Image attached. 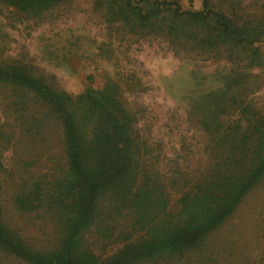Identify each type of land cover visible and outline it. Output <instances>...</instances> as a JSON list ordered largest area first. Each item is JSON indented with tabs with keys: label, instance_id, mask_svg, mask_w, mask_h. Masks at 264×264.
Returning <instances> with one entry per match:
<instances>
[{
	"label": "trees",
	"instance_id": "obj_1",
	"mask_svg": "<svg viewBox=\"0 0 264 264\" xmlns=\"http://www.w3.org/2000/svg\"><path fill=\"white\" fill-rule=\"evenodd\" d=\"M71 1L0 5L41 23ZM90 7L109 40L157 41L212 64L191 72L197 84L215 85L184 95L201 160L185 155L159 169L165 154L140 134L143 109L130 107L124 92L137 88L128 80L72 93L29 62L0 60V264H264V0ZM14 218L40 220L42 237L27 236Z\"/></svg>",
	"mask_w": 264,
	"mask_h": 264
},
{
	"label": "rangeland",
	"instance_id": "obj_2",
	"mask_svg": "<svg viewBox=\"0 0 264 264\" xmlns=\"http://www.w3.org/2000/svg\"><path fill=\"white\" fill-rule=\"evenodd\" d=\"M181 4L198 9L200 0H181ZM90 6L91 0H72L41 23H33L19 20L0 5V60L12 57L29 62L36 71L52 73L58 86L72 93L85 85L99 87L108 77L128 80L137 88L124 92L130 107L143 109L137 122L139 132L159 144L165 154L159 169L169 170L175 158L181 161L186 156L196 166L201 160L203 139L187 126L184 95L215 85L209 78L197 84L191 72L195 68L200 71L198 74L209 71L212 64L182 59L157 41H133L121 33L109 40L107 30ZM258 94H264V87ZM259 194L247 197L240 220L246 219L244 211L254 208ZM14 220L34 239H40L45 231L40 220L35 225L25 223L26 218Z\"/></svg>",
	"mask_w": 264,
	"mask_h": 264
}]
</instances>
